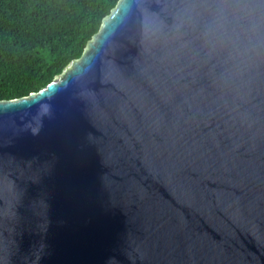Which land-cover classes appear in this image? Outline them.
Instances as JSON below:
<instances>
[{"label": "water", "instance_id": "obj_1", "mask_svg": "<svg viewBox=\"0 0 264 264\" xmlns=\"http://www.w3.org/2000/svg\"><path fill=\"white\" fill-rule=\"evenodd\" d=\"M0 264H264V0H118L0 101Z\"/></svg>", "mask_w": 264, "mask_h": 264}, {"label": "trees", "instance_id": "obj_2", "mask_svg": "<svg viewBox=\"0 0 264 264\" xmlns=\"http://www.w3.org/2000/svg\"><path fill=\"white\" fill-rule=\"evenodd\" d=\"M118 0H0V101L29 96L86 48Z\"/></svg>", "mask_w": 264, "mask_h": 264}, {"label": "rangeland", "instance_id": "obj_3", "mask_svg": "<svg viewBox=\"0 0 264 264\" xmlns=\"http://www.w3.org/2000/svg\"><path fill=\"white\" fill-rule=\"evenodd\" d=\"M70 64H71V63H70ZM70 64H69V65H70ZM69 65H68V66H69ZM62 72H63V71H62Z\"/></svg>", "mask_w": 264, "mask_h": 264}]
</instances>
